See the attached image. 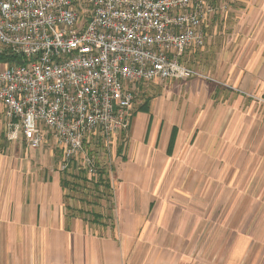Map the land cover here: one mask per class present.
Here are the masks:
<instances>
[{"label": "crops", "instance_id": "1", "mask_svg": "<svg viewBox=\"0 0 264 264\" xmlns=\"http://www.w3.org/2000/svg\"><path fill=\"white\" fill-rule=\"evenodd\" d=\"M212 2L203 29L233 28L225 74L137 84L98 199L70 195L52 149L10 141L0 104V264H264V0ZM204 34L183 62L218 49Z\"/></svg>", "mask_w": 264, "mask_h": 264}, {"label": "built area", "instance_id": "2", "mask_svg": "<svg viewBox=\"0 0 264 264\" xmlns=\"http://www.w3.org/2000/svg\"><path fill=\"white\" fill-rule=\"evenodd\" d=\"M217 10L209 0H0V43L21 60L0 64L8 138L21 130L38 147L52 136L61 170L83 157L94 175L86 143L128 129L140 82L198 75L182 57L205 44Z\"/></svg>", "mask_w": 264, "mask_h": 264}, {"label": "rangeland", "instance_id": "3", "mask_svg": "<svg viewBox=\"0 0 264 264\" xmlns=\"http://www.w3.org/2000/svg\"><path fill=\"white\" fill-rule=\"evenodd\" d=\"M212 2V0H209ZM230 2V1H229ZM233 2H230V6L225 7L223 11L224 16H227L231 14V12H234L233 9L231 10V4ZM218 12L216 11L215 14ZM214 14V15H215ZM220 13V15H222ZM213 16V15H212ZM211 16V17H212ZM207 29V30H206ZM206 30V31H205ZM233 28L230 27L229 24H209L208 27L203 29L204 33L209 32V34H212V47L218 46L219 41L221 44H219L218 49L213 48L209 51L208 47H202L200 49H194L190 50L186 53V56L184 57V64H186L188 67L194 69L198 75L191 78H200L209 80L211 82L217 80V76H220L221 74H225V68L229 61V58L227 55H224L219 59V55L216 54L217 52H220L224 46L227 48H224L228 51H233L235 42L233 41L232 37L229 36V33H232ZM205 35V34H204ZM216 41V44L214 42ZM2 51H10L11 50L8 47L3 46L0 43V52ZM217 51V52H216ZM186 52V51H185ZM184 52V54H185ZM12 53V52H11ZM13 54V53H12ZM1 65L7 64L0 62ZM223 69V71H219V67ZM144 95L146 98V94L143 92H140L139 95L136 96L135 102L136 104L141 103V97ZM2 108H0V114H2ZM1 119V118H0ZM5 129V122L4 119L0 120V132ZM7 129V128H6ZM9 139V138H8ZM10 140V139H9ZM12 141V140H10ZM86 143L85 151L89 153L88 155H94L95 159L99 162L98 163V169L94 175H92L89 171H87L86 167L83 165V157H79L78 160L73 162V166L70 167L69 170H59L64 174V176L70 179H73V185L68 187L66 190L73 193L76 198V200L80 199L82 195H86V199H89L87 197H92L95 199H98L100 195H102V191L106 190V181H109L113 177L114 173V142L111 140V142H102L101 140H96L95 142ZM45 148L52 149L54 153V160L55 164H57V167L59 165V156H60V150L58 148V145L56 141L52 138V136H47L45 142L42 144ZM115 176V174H114ZM104 186V188H103ZM111 187H107L110 191ZM112 189V188H111ZM111 192V191H110ZM69 193V192H68ZM81 200V199H80Z\"/></svg>", "mask_w": 264, "mask_h": 264}, {"label": "trees", "instance_id": "4", "mask_svg": "<svg viewBox=\"0 0 264 264\" xmlns=\"http://www.w3.org/2000/svg\"><path fill=\"white\" fill-rule=\"evenodd\" d=\"M14 61L21 62V60L15 54H12L10 51L0 52V62L10 64ZM175 137H176V132L174 129L171 136L170 144H168L170 149L173 147V144L175 142Z\"/></svg>", "mask_w": 264, "mask_h": 264}]
</instances>
